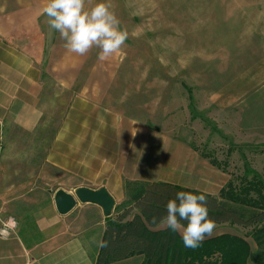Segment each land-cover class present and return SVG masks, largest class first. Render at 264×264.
I'll return each mask as SVG.
<instances>
[{"label":"rangeland","instance_id":"obj_1","mask_svg":"<svg viewBox=\"0 0 264 264\" xmlns=\"http://www.w3.org/2000/svg\"><path fill=\"white\" fill-rule=\"evenodd\" d=\"M99 2L90 0L87 7ZM110 3L129 37L118 53L104 61L98 58L101 49H90L83 69L73 74V87L87 80L90 85L108 87V106L139 122V143L145 151L139 159L148 158L151 148L156 160L170 159L176 152L177 182L184 177L193 180L200 169L203 182L215 179L217 174L223 185L241 176L246 164L264 174V0ZM40 16L47 49L46 61L42 62L47 64L51 48L57 53L53 58L58 60L64 55L65 41L59 32L49 29L47 16ZM29 38L27 33L24 46H33ZM21 44V40L15 41V45ZM44 78L47 85L53 81V91L63 87L65 80L70 81L69 75L64 77L61 72H47ZM26 143L29 153L16 159L20 167L25 164L26 202L7 216L16 220L17 230L24 226L20 223L22 216L28 219L27 230L30 221L47 215L46 199L58 183H74L55 170L47 172L53 179L50 185L42 181L40 177L45 173H41L40 140L27 139ZM191 149L200 160L189 156ZM205 155L219 160L222 168L212 169ZM252 230L223 224L216 226L212 236L236 235L255 250ZM38 238L45 237L40 234Z\"/></svg>","mask_w":264,"mask_h":264},{"label":"crops","instance_id":"obj_2","mask_svg":"<svg viewBox=\"0 0 264 264\" xmlns=\"http://www.w3.org/2000/svg\"><path fill=\"white\" fill-rule=\"evenodd\" d=\"M46 3L47 0H0V219L6 221L14 207L18 211L26 202L25 164L20 167L16 159L29 153L27 139L40 140L41 173H45L40 177L42 181L50 185L53 179L47 172L55 170L68 175L74 183H58L46 199V216L33 223L29 220L27 230L28 219L22 216L20 223L24 226L15 229L9 238L0 239V264H98L108 220L121 219L125 223L138 214L129 203L128 182L169 183L218 198L229 181L222 185L215 174V179L203 182L199 169L193 180L184 177L177 182L176 152L170 159L157 158L158 161L151 148L148 158L141 161L138 155L145 151L139 143V122L108 106V87L90 85L88 80L73 87V74L85 66L86 54L79 56L65 49L57 60L51 48L48 63L43 64L46 39L38 17ZM26 31L33 46H24L27 33L21 34ZM18 39L23 42L21 46L15 45ZM47 72L69 75L70 81L65 80L63 87L53 91V81L47 85L44 78ZM189 156L201 159L193 149ZM209 164L212 169H220L210 159ZM78 188H105L115 202L111 215H105L99 205L79 202L70 214L61 216L55 207V193L59 189L75 193ZM166 229L157 226L151 230ZM33 230L35 237L31 236ZM40 234L43 240L38 238ZM145 262L148 263L144 255H137L113 264Z\"/></svg>","mask_w":264,"mask_h":264},{"label":"trees","instance_id":"obj_3","mask_svg":"<svg viewBox=\"0 0 264 264\" xmlns=\"http://www.w3.org/2000/svg\"><path fill=\"white\" fill-rule=\"evenodd\" d=\"M208 158L222 168L219 160ZM244 168L245 172L230 180L218 198L169 183L128 182L129 203L138 214L125 223L121 219L108 220L103 238L106 246L101 247L98 264H113L137 255L147 258L148 263L144 264H264V174L249 164ZM180 191L205 195L209 217L216 221V226L252 228L250 236L256 249L247 240L232 234L206 237L198 248L190 249L184 246L178 232L169 228L151 230L157 227L152 221L159 222L167 215V203Z\"/></svg>","mask_w":264,"mask_h":264},{"label":"clouds","instance_id":"obj_4","mask_svg":"<svg viewBox=\"0 0 264 264\" xmlns=\"http://www.w3.org/2000/svg\"><path fill=\"white\" fill-rule=\"evenodd\" d=\"M89 2L47 0L43 13L48 18L49 29L60 33L69 53L84 56L95 46L101 49L99 60L104 61L122 49L129 33L121 29L110 0H101L88 8ZM152 223L180 232L184 246L190 249L198 248L216 228V221L209 217L206 196L186 191L178 192L175 199L169 200L167 215ZM100 246L104 247L106 243L102 241Z\"/></svg>","mask_w":264,"mask_h":264},{"label":"water","instance_id":"obj_5","mask_svg":"<svg viewBox=\"0 0 264 264\" xmlns=\"http://www.w3.org/2000/svg\"><path fill=\"white\" fill-rule=\"evenodd\" d=\"M79 202L99 205L107 216L111 215L115 205L114 199L105 188L97 191L78 188L75 193L59 189L54 196L56 210L61 216L70 214Z\"/></svg>","mask_w":264,"mask_h":264},{"label":"built area","instance_id":"obj_6","mask_svg":"<svg viewBox=\"0 0 264 264\" xmlns=\"http://www.w3.org/2000/svg\"><path fill=\"white\" fill-rule=\"evenodd\" d=\"M18 223L14 218H9L6 221H2V227H0V236L7 239L17 229Z\"/></svg>","mask_w":264,"mask_h":264}]
</instances>
